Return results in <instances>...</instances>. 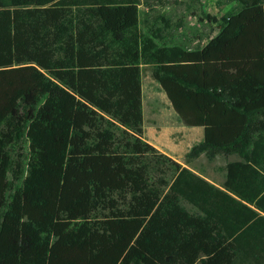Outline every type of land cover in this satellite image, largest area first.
Returning a JSON list of instances; mask_svg holds the SVG:
<instances>
[{"label":"trees","instance_id":"trees-1","mask_svg":"<svg viewBox=\"0 0 264 264\" xmlns=\"http://www.w3.org/2000/svg\"><path fill=\"white\" fill-rule=\"evenodd\" d=\"M203 47L159 45L140 0L0 1V264H264V0ZM141 63L236 154L218 187L142 139Z\"/></svg>","mask_w":264,"mask_h":264},{"label":"rangeland","instance_id":"rangeland-1","mask_svg":"<svg viewBox=\"0 0 264 264\" xmlns=\"http://www.w3.org/2000/svg\"><path fill=\"white\" fill-rule=\"evenodd\" d=\"M0 1L5 5L9 3V0ZM239 10L235 0H140L138 26L150 36L157 32L155 40L159 45H179L194 50L207 44L221 28V23L210 22L207 14L219 18L226 11L236 13ZM139 68L142 139L214 185L223 187L226 164L239 160V156L218 154L208 160L201 154L185 163L187 150H184L202 139L197 132H188V129L199 126H187L179 119L153 78L150 65L141 63Z\"/></svg>","mask_w":264,"mask_h":264},{"label":"crops","instance_id":"crops-1","mask_svg":"<svg viewBox=\"0 0 264 264\" xmlns=\"http://www.w3.org/2000/svg\"><path fill=\"white\" fill-rule=\"evenodd\" d=\"M188 132H193V133L197 132L201 136V138L203 137V128L201 126L188 129ZM166 134H168V133L166 132ZM186 150H188V148L185 149L184 151H186Z\"/></svg>","mask_w":264,"mask_h":264}]
</instances>
